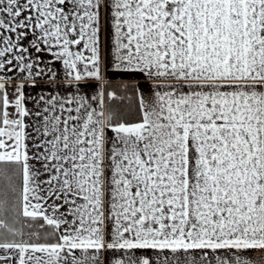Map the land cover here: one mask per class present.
<instances>
[{"label": "snow or ice", "instance_id": "snow-or-ice-1", "mask_svg": "<svg viewBox=\"0 0 264 264\" xmlns=\"http://www.w3.org/2000/svg\"><path fill=\"white\" fill-rule=\"evenodd\" d=\"M256 252L264 0H0V264Z\"/></svg>", "mask_w": 264, "mask_h": 264}, {"label": "crops", "instance_id": "crops-1", "mask_svg": "<svg viewBox=\"0 0 264 264\" xmlns=\"http://www.w3.org/2000/svg\"><path fill=\"white\" fill-rule=\"evenodd\" d=\"M114 82H118V81H114ZM262 256H264V253H260V252H256L254 253V257L259 260Z\"/></svg>", "mask_w": 264, "mask_h": 264}, {"label": "trees", "instance_id": "trees-1", "mask_svg": "<svg viewBox=\"0 0 264 264\" xmlns=\"http://www.w3.org/2000/svg\"><path fill=\"white\" fill-rule=\"evenodd\" d=\"M114 83H118V82H114Z\"/></svg>", "mask_w": 264, "mask_h": 264}]
</instances>
